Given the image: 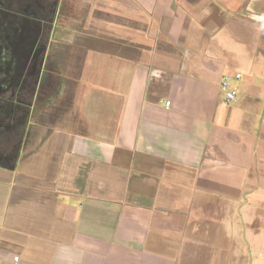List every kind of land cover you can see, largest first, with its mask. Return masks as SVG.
<instances>
[{"label": "crops", "instance_id": "0c3cea01", "mask_svg": "<svg viewBox=\"0 0 264 264\" xmlns=\"http://www.w3.org/2000/svg\"><path fill=\"white\" fill-rule=\"evenodd\" d=\"M58 12L0 117V264H264V0Z\"/></svg>", "mask_w": 264, "mask_h": 264}, {"label": "flooded vegetation", "instance_id": "af4514ba", "mask_svg": "<svg viewBox=\"0 0 264 264\" xmlns=\"http://www.w3.org/2000/svg\"><path fill=\"white\" fill-rule=\"evenodd\" d=\"M58 9L59 0H0V117L8 93H33L53 74L47 53Z\"/></svg>", "mask_w": 264, "mask_h": 264}, {"label": "built area", "instance_id": "2783aa9c", "mask_svg": "<svg viewBox=\"0 0 264 264\" xmlns=\"http://www.w3.org/2000/svg\"><path fill=\"white\" fill-rule=\"evenodd\" d=\"M242 79V74L226 75L221 83V92L223 95V105L226 107L231 106L237 101V92L234 84ZM171 102H165L166 107H170Z\"/></svg>", "mask_w": 264, "mask_h": 264}]
</instances>
